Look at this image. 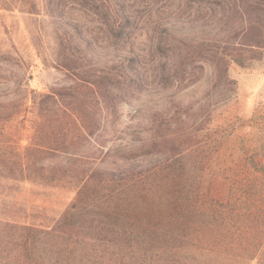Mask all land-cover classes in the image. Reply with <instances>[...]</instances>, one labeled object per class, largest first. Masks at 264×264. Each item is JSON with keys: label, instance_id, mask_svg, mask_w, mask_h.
I'll return each instance as SVG.
<instances>
[{"label": "trees", "instance_id": "16d2710c", "mask_svg": "<svg viewBox=\"0 0 264 264\" xmlns=\"http://www.w3.org/2000/svg\"><path fill=\"white\" fill-rule=\"evenodd\" d=\"M60 4L47 1L58 31L56 62L71 81L49 93L27 91L24 108L11 114L14 103H0V179L62 183L75 195L52 225L5 221L0 264H264V169L207 170L192 132L174 129L167 108L150 115L146 136L123 154L108 149L115 166L72 149L97 132L98 112L113 115L118 102L135 95L138 79L132 61L119 74L86 66L81 30L64 18ZM226 6L234 16L236 51L263 48L264 0H227ZM118 12L120 33L128 16L121 5ZM160 25L157 47L163 51L168 37L183 36L185 27L169 20ZM182 45L164 53V85L172 65L177 62L175 71L184 65ZM211 59L215 83H235L227 74L229 60ZM21 111L32 114L34 123L23 148L2 133ZM63 145L70 150L66 167L49 162Z\"/></svg>", "mask_w": 264, "mask_h": 264}, {"label": "rangeland", "instance_id": "374dc122", "mask_svg": "<svg viewBox=\"0 0 264 264\" xmlns=\"http://www.w3.org/2000/svg\"><path fill=\"white\" fill-rule=\"evenodd\" d=\"M47 1L0 0V103H14L9 114L24 108L27 91L49 93L71 81L56 62L58 31ZM226 1L61 0L64 18L81 30L86 66L119 74L132 61L138 79L135 95L118 103L114 99L113 115L98 112L97 132L72 149L115 166L108 149L121 148L118 154H123L124 147L146 136L150 115L167 108L174 116V129L192 132L191 142L197 143L207 170L264 169V47L236 51L234 16ZM120 5L128 21L119 33ZM168 20L183 25L184 34L168 37L160 51V23ZM182 44L187 51L184 65L175 71L177 62L173 64L171 81L164 85V55H172L174 47L179 52L176 47ZM234 53L242 65L234 61ZM214 55L229 60L227 74L235 83H215ZM23 113L13 114L2 132L5 140L21 148L29 144L34 130L32 114ZM59 149L49 162L66 167L70 150L65 145ZM74 195L62 183L0 179V230L5 221L52 225Z\"/></svg>", "mask_w": 264, "mask_h": 264}]
</instances>
